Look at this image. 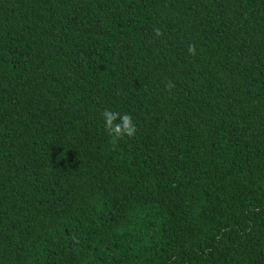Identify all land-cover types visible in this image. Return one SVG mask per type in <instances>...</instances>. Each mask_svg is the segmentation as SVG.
<instances>
[{
  "label": "trees",
  "instance_id": "trees-1",
  "mask_svg": "<svg viewBox=\"0 0 264 264\" xmlns=\"http://www.w3.org/2000/svg\"><path fill=\"white\" fill-rule=\"evenodd\" d=\"M0 264H264V0H0Z\"/></svg>",
  "mask_w": 264,
  "mask_h": 264
},
{
  "label": "clouds",
  "instance_id": "clouds-1",
  "mask_svg": "<svg viewBox=\"0 0 264 264\" xmlns=\"http://www.w3.org/2000/svg\"><path fill=\"white\" fill-rule=\"evenodd\" d=\"M153 31L157 37L163 35L159 28H154ZM188 53L191 56H195L197 54L194 45H189ZM165 87L171 91L175 85L169 82L165 85ZM102 119L104 121L105 130L111 137L114 144L125 137L129 139L135 138L138 133V127L134 122V118L129 113H121L119 111L106 109L102 114Z\"/></svg>",
  "mask_w": 264,
  "mask_h": 264
}]
</instances>
